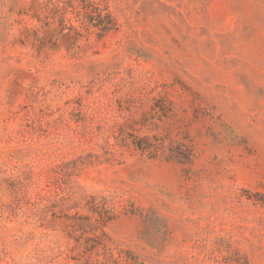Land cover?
<instances>
[{"label": "rangeland", "instance_id": "1", "mask_svg": "<svg viewBox=\"0 0 264 264\" xmlns=\"http://www.w3.org/2000/svg\"><path fill=\"white\" fill-rule=\"evenodd\" d=\"M102 1L0 0V264H264V0Z\"/></svg>", "mask_w": 264, "mask_h": 264}, {"label": "trees", "instance_id": "2", "mask_svg": "<svg viewBox=\"0 0 264 264\" xmlns=\"http://www.w3.org/2000/svg\"><path fill=\"white\" fill-rule=\"evenodd\" d=\"M72 1V0H71ZM73 5L70 7L77 11L83 18L82 30L84 29L87 34L95 33L98 38H102L113 29V22L111 16L107 12L102 0H73ZM77 4V7L75 5ZM37 0H32L30 4V12L32 18L40 20V15L37 11ZM54 14V16H53ZM52 14L51 20H56L60 23L61 30H65L66 15L68 14L67 8L56 9V12ZM69 31H73L76 35L80 34L76 28L70 26ZM40 44L42 42L37 39ZM135 149L140 150L142 153H150L151 149L144 143H133Z\"/></svg>", "mask_w": 264, "mask_h": 264}]
</instances>
